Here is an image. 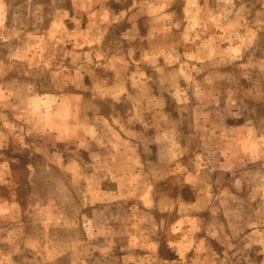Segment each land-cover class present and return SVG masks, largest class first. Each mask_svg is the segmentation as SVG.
I'll list each match as a JSON object with an SVG mask.
<instances>
[{
    "label": "rangeland",
    "instance_id": "rangeland-1",
    "mask_svg": "<svg viewBox=\"0 0 264 264\" xmlns=\"http://www.w3.org/2000/svg\"><path fill=\"white\" fill-rule=\"evenodd\" d=\"M152 90L168 97L155 128L172 126L148 133L144 165L142 134L120 125L126 94ZM72 93L66 140L38 131L27 98ZM95 105L122 110L106 127ZM26 235L38 254L112 264H264V0H0V264L77 263L11 260Z\"/></svg>",
    "mask_w": 264,
    "mask_h": 264
},
{
    "label": "crops",
    "instance_id": "crops-1",
    "mask_svg": "<svg viewBox=\"0 0 264 264\" xmlns=\"http://www.w3.org/2000/svg\"><path fill=\"white\" fill-rule=\"evenodd\" d=\"M80 27H81L80 24H75V26L73 27L74 28L73 30H78V28H80ZM146 79H147L146 75L144 78H142V76H141L140 82L145 83L144 81ZM113 86H114V84H113ZM101 95H102V96H100V97H102L101 101L109 100L111 102V104L109 106H113V104L117 101L113 97L109 98L107 93L101 94ZM126 95H127L126 99L129 100V102H131L129 105V110L132 109V107H133L134 111H131V112H129V110L127 111V114H125V118H127V121L125 124L122 123L120 126H121L123 132H126L128 130H134L137 133L140 132L142 134L143 138H141V141L139 142L140 144H137L136 152L134 151L135 147L133 145L130 148L133 150V153L135 152L138 155V158H140L141 162L145 165L146 162L142 159L143 154H142L141 150H139V149H142L141 143H142V145L144 143L146 145L150 144L152 148H153V146L158 147L159 145L155 144V142L159 141L158 138H155V139L149 138V137H147L148 133H152V132L154 133V132L158 131L157 133L161 134L163 132H166L167 129L172 126L171 124H167V120H164V122L166 123V128H167L166 130L162 127L155 128V126L157 124L159 126L161 125V120H162L161 116L167 115L166 114L167 110L165 109V107L163 110L161 109L159 112L156 109H153L155 102H157L158 104L160 102H164L166 105V101L168 100V97L166 94H161V93H157V92L155 93L153 90L150 91V93H148L145 97L142 96L141 98L138 97L134 93H129ZM59 96L60 95H47L46 94L44 96L42 95L41 97L30 96L29 98H27V100L32 102V98H33L34 102L36 103L37 107L39 108L40 112L39 111L37 112V113H40L39 117L32 118L35 121L36 126L39 127L38 131L45 132L46 130H48L51 133L54 130L58 134V139L65 141L66 136L68 135V134H66V130L71 126V122L66 118L73 116L75 119V117H78V115L82 117L81 108L78 110L75 109L79 105L78 102L81 101L82 95H80L78 93H72V94H69L68 96H63V97H59ZM96 96H98V95H96ZM66 99H69L71 102L69 104V106L65 102ZM126 99H125V102L127 101ZM137 99L140 103L137 102ZM143 101H145V102H143ZM136 103H139V104H137V107L135 108ZM68 107H70V108H68ZM96 107H97V109L94 111H96L95 113L98 117L102 118L106 127L108 126V124L110 122H112V115L111 114L112 113H120L122 110L119 108L120 110L114 111L113 108H107L106 107L105 109H100L98 106H96ZM49 109H51V111L54 113H51V111H49ZM53 110H55V111H53ZM90 111H91V109L87 108L86 112H90ZM113 115H115V114H113ZM50 117H52V118H50ZM50 120H53V123L50 122ZM54 120H56V121H54ZM80 123H81V120L78 123H76L78 125V127L75 130H77V132L85 134L86 128L84 125H82ZM73 127L75 128L74 125H73ZM170 132H172V131H170ZM140 133H138V134H140ZM86 143L91 144V142L89 140H86ZM96 145H98V142L96 143ZM106 149L107 148L101 149V152H102V150L106 151ZM104 153L101 154V159H103L102 161L105 162V158L103 157ZM150 163H154V162L151 161ZM89 164L91 165L92 163L90 162ZM112 173H113V177H118L117 173H115V172H112ZM178 174L179 173H177V172L175 174L174 173L168 174V176L165 178V181L162 180V181H159L158 183L160 184V182H161L162 183V184H160L161 186L167 187L166 181H168L170 179L173 181L176 178H179ZM180 175L184 179L185 175L184 174H180ZM25 179H26L25 185L27 186V189H26L25 194H24L25 195L24 210H27L31 205V204H29V201L31 198L32 189L36 183L34 182L35 180L32 178V173H29V174L27 173V176ZM113 179L114 178H112L111 181H113ZM184 183H186V182L184 181ZM184 183H183L181 188L176 189V191L178 190L177 196H179V198H181L182 201H180V202L193 204V202H195L194 201L195 199H191V198L184 199L183 198L185 195L184 191L189 190V189L191 190V188L189 186H187L188 183H186V184H184ZM17 196H18L17 194H15V193L13 194V204L16 203L20 207L22 205L17 203ZM156 216H158V214H156L154 217H156ZM160 219H161V217H160ZM10 228H12V227L10 226ZM80 232L82 233L83 231L81 230ZM45 237H47V235ZM58 238L54 239L53 237L48 236V242H49L48 244H53L56 240H58ZM64 240L65 239H62V241H64ZM31 241H33L32 237L26 235L25 239H22L19 237V238H16V241L14 243H13V241H11L10 244L8 243L9 249L11 251V255H14V257L11 258V260H17L20 258L23 259V257H28V256L30 258H32L35 255L36 257L40 256L41 260H43L44 258H50L49 260L62 259L64 261H66V260L74 261L75 260L77 262L76 264H87V263L89 264V262H90V264H96L95 262L99 260V261L103 262L101 264H112L111 260L106 259L107 256H105L102 259H98L96 257L93 258L90 255H86V256H78L77 255L76 258H74V257L72 258V256H69V257L66 256L64 254V252L55 253L53 249H51V251H52L51 253L46 252V254L41 255V254H38L37 252L33 251L32 245L30 246ZM166 241H165V243H166ZM147 243H148V241H146V240H143L142 242H140V248H142V250H144V251H147L144 254L148 255L152 252L148 253V251H151V249L146 250V247L148 245ZM145 244H147L146 247H145ZM149 245H152V248H153V246L156 247V249H155L156 253H154L156 255L160 249V240H156V243H155V241H152V243ZM12 248H14V249H12ZM151 255L154 256L153 254H151ZM150 260H152V258H150Z\"/></svg>",
    "mask_w": 264,
    "mask_h": 264
},
{
    "label": "trees",
    "instance_id": "trees-1",
    "mask_svg": "<svg viewBox=\"0 0 264 264\" xmlns=\"http://www.w3.org/2000/svg\"><path fill=\"white\" fill-rule=\"evenodd\" d=\"M191 199H192V198H191ZM193 199H194V198H193ZM17 202H18V204L23 205V200L21 199L20 196H17Z\"/></svg>",
    "mask_w": 264,
    "mask_h": 264
}]
</instances>
